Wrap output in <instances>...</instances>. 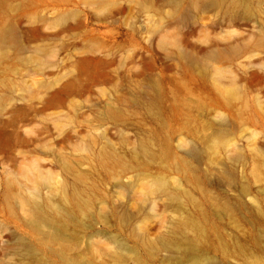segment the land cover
I'll return each mask as SVG.
<instances>
[{
    "label": "rangeland",
    "instance_id": "rangeland-1",
    "mask_svg": "<svg viewBox=\"0 0 264 264\" xmlns=\"http://www.w3.org/2000/svg\"><path fill=\"white\" fill-rule=\"evenodd\" d=\"M96 1L0 0V264H264V0Z\"/></svg>",
    "mask_w": 264,
    "mask_h": 264
},
{
    "label": "bare ground",
    "instance_id": "bare-ground-1",
    "mask_svg": "<svg viewBox=\"0 0 264 264\" xmlns=\"http://www.w3.org/2000/svg\"><path fill=\"white\" fill-rule=\"evenodd\" d=\"M201 1L206 2V4L208 6H210V7L218 6L222 2V0H201ZM170 2L172 4H174V5H178V3H179L178 0H170ZM105 3H108V2L104 1V0H97L96 1V4H98V5H103ZM33 38H34V36H33ZM27 39H32L31 35L28 36ZM5 46H8L9 48H12L13 50H15V54L20 52L21 49H24L23 45H21L20 42L17 39L16 28L13 25H9L5 29L3 27H0V51L2 53L5 51ZM217 55L218 54H215V56H217ZM89 62L90 61L87 60V59H81L79 61V63L81 65H85V64H87ZM55 95H56V92H53L51 94L52 97H54ZM186 178L188 180L190 179V181L193 180V177H191V176L190 177L186 176ZM153 185L160 192H162V193L166 192L165 182H163L161 179H156L153 182ZM168 195H169L170 199L171 198L177 199V193H175L173 191L172 192H168ZM29 203H30V205L32 206V208L35 211L40 210L39 209V205H38V203L36 202V200L34 198H32ZM53 206H54L55 209L58 208L55 205H53ZM38 212L39 211L36 212V215L38 214ZM38 217H41V216H38ZM193 224L194 223L191 220L189 221L187 218L183 219L179 225L175 224L177 229H178V231H176L174 228H173V231L179 233V235H181V237L183 239L179 240L175 244H173L172 241H171V243L168 241L166 236H162L161 238L158 239V243H157L159 249L162 250V251L174 250L175 253L177 254V256L180 257V259L185 260V262L183 264H187V261H192L193 260V258L191 257L192 252H193L192 251V241L190 239H188L187 237H185V235H183V233H184L185 230H188L190 226L193 229L199 228L198 224H195V225H193ZM66 248H67V246H62L61 249L58 250L55 253L56 261L58 263H60V264H78V262H79L78 257L77 256L70 257L65 252Z\"/></svg>",
    "mask_w": 264,
    "mask_h": 264
}]
</instances>
